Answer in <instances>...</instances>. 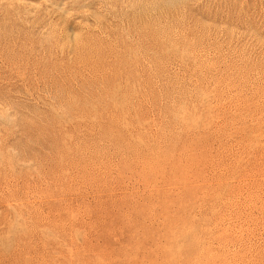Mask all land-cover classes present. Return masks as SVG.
<instances>
[{"label": "rangeland", "instance_id": "rangeland-1", "mask_svg": "<svg viewBox=\"0 0 264 264\" xmlns=\"http://www.w3.org/2000/svg\"><path fill=\"white\" fill-rule=\"evenodd\" d=\"M0 264H264V0H0Z\"/></svg>", "mask_w": 264, "mask_h": 264}]
</instances>
